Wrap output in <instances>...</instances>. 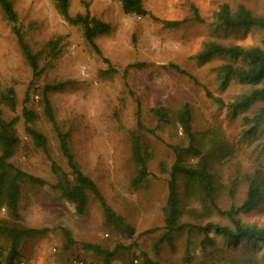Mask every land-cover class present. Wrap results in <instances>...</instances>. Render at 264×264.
<instances>
[{
	"label": "rangeland",
	"instance_id": "obj_1",
	"mask_svg": "<svg viewBox=\"0 0 264 264\" xmlns=\"http://www.w3.org/2000/svg\"><path fill=\"white\" fill-rule=\"evenodd\" d=\"M10 2L26 41L39 56L34 75L0 8V86L13 87L17 97L15 112L2 108L6 120L18 117L15 131L19 142L11 160L24 172L47 183L20 181L17 224L47 229L43 234L21 240L20 262L48 264L52 259L69 257L98 262L99 256L82 248V243H93L115 250L112 264H128L142 252L160 264H264L263 245L244 247L246 243H231L213 231L207 233L213 244L204 250L199 244L203 233L189 227L174 232L171 244L167 240L159 242L164 234L162 207L167 196L166 182L176 160L172 146L186 148L188 141L179 128L158 123L150 113L151 108L165 106L175 110L187 103L196 136L214 129L233 146V157L213 162L217 183L214 200L220 210L239 206L247 190L245 176L259 168L264 171V132L258 130L256 136L245 137L241 121L244 115L254 116L261 102L255 101L247 110L232 116L215 98L226 104L248 87L231 80L221 88L213 68L224 61L214 58L198 64L193 57L208 41L243 47L260 45L264 30H224L218 28L213 13L219 5L228 3L231 7L243 4L264 15V0H143L149 12L145 16L123 13L117 0H69L71 14L88 9L91 15L109 23L110 31L94 40L99 53L85 41L80 26L69 25L63 19L54 0ZM193 8L200 21L194 19ZM161 20H177L180 24L167 28ZM50 42L56 43L53 51ZM172 65L192 77L177 72ZM57 83L65 85L48 92L57 127L69 134L78 168L97 184L115 213L133 227L130 238L105 222L102 208L92 195H88L85 211L79 214L50 186L56 181L51 162L70 172L54 127L43 111V87ZM26 94L28 100L24 102ZM23 107L35 113L30 125L45 136L47 152L35 147L25 132ZM138 110L145 126L141 136L149 175L134 185L137 165L131 156L128 131L137 129ZM190 161L193 159L183 153L181 163ZM184 186V180L178 177L180 222L227 223L223 214L215 210L203 214L198 203L185 200ZM239 217L246 224L264 227V206L240 213ZM0 219L12 221L2 207ZM62 228L69 230L75 241L67 248ZM8 246L7 238L1 237L4 252ZM213 248H225L229 253L211 254ZM248 255H252V261L246 260Z\"/></svg>",
	"mask_w": 264,
	"mask_h": 264
},
{
	"label": "trees",
	"instance_id": "obj_2",
	"mask_svg": "<svg viewBox=\"0 0 264 264\" xmlns=\"http://www.w3.org/2000/svg\"><path fill=\"white\" fill-rule=\"evenodd\" d=\"M121 4L123 13L145 16L149 14L143 4V0H117ZM55 8L63 19L72 26H80L82 35L96 52L99 48L94 40L100 35L107 34L111 27L109 23L90 14L86 9L84 13L71 14L69 11V0H54ZM0 8L11 26V31L15 36L20 52L34 75L38 71L39 56L33 52L31 46L26 41L24 33L18 24L17 14L10 0H0ZM194 19L200 21L197 10L193 8ZM217 20L218 28L224 30H235L241 28H259L264 30V15L257 14L243 4L231 7L228 3H222L213 13ZM164 27L172 28L180 24L177 20H161ZM49 46L53 51L56 47L55 42H50ZM198 64H206L214 58H220L224 62L213 68L216 79L221 88H225L233 80L248 87L240 97L234 100L223 102L221 98H215L218 104H224L232 116L238 112H243L255 102H261L259 111L254 116L244 115L241 118L243 124V134L245 137L256 136L257 131L264 132V37L260 45L252 47H243L237 44H223L216 41L204 43L202 49L193 57ZM177 72L192 77L185 70L176 65H172ZM65 83L54 85H45L42 91L43 111L48 121L54 127L57 134L59 150L66 160L70 172L64 171L56 163L51 162L50 170L55 176L56 181L51 188L58 191L69 203L73 205L75 211L82 214L87 205L88 195H92L99 202L102 208L105 222L117 230L123 237L130 238L134 229L127 224L124 219L117 215L115 211L106 203L97 184L77 166L73 153L71 152L69 134L62 132L55 122L53 108L48 97V92L59 90ZM207 95L211 94L206 91ZM28 100L25 95L24 102ZM17 97L13 87L2 89L0 86V207L4 208L12 219H0V238H7L9 242L8 250L3 251L0 247V264H18L20 262V242L25 237L43 234L46 228H32L20 226L17 224L19 219L18 206L21 193L20 181L27 179L39 184H47L42 178L28 174L15 166L12 162L17 149L19 138L15 131L17 116L10 120L3 117L2 108L10 112H15ZM150 113L157 119L158 123L172 125L175 129L179 128L186 137L188 146L179 148L172 146L176 153V160L172 164L167 179V196L165 204L162 207L164 234L159 242L167 240L172 242V234L185 227L193 228L203 233V238L199 242L204 250L207 246L213 244V239L208 236L209 231L215 235L221 236L231 243H246L244 247L251 244H260L264 246V227L255 224H246L241 221L239 214L247 212L258 206H264V171L256 170L253 174L245 176L248 182L245 197L239 206H231L227 210H220L214 200L216 190V179L213 172V162L220 163L233 157L235 149L228 143L217 130H207L200 136L192 131V113L189 104L184 103L179 108L173 110L165 106H159L150 109ZM35 113L32 110L23 107L22 118L24 129L27 135L33 140L35 147L47 152V142L45 136L31 127L35 119ZM137 129L128 131L131 145V156L137 165V175L133 178L132 184L139 185L148 175L147 154L145 155V146H143L141 132L145 126L141 122L139 110L137 111ZM189 155L193 161L181 163L183 153ZM264 155V144H263ZM264 157V156H263ZM264 161V160H263ZM261 166V165H259ZM181 177L184 182V199L193 200L200 205L203 211H216L223 214L227 220L226 224H214L207 222L204 225H194L180 222L181 208L179 207L177 178ZM201 214V215H203ZM65 238V247L75 243L69 230L62 228ZM211 247V246H210ZM84 250L90 251L99 256L100 260L96 264H112L115 250H108L97 244L82 243ZM226 248V247H225ZM225 248H213L211 254L229 253ZM252 255H248L247 261H252ZM138 264H160L151 259L146 253H140Z\"/></svg>",
	"mask_w": 264,
	"mask_h": 264
},
{
	"label": "built area",
	"instance_id": "obj_3",
	"mask_svg": "<svg viewBox=\"0 0 264 264\" xmlns=\"http://www.w3.org/2000/svg\"><path fill=\"white\" fill-rule=\"evenodd\" d=\"M18 264H22L21 262ZM48 264H96V262L87 260L80 257H69L66 259H52L48 262ZM128 264H138V259L134 258Z\"/></svg>",
	"mask_w": 264,
	"mask_h": 264
}]
</instances>
